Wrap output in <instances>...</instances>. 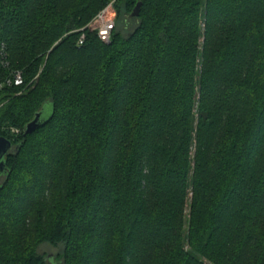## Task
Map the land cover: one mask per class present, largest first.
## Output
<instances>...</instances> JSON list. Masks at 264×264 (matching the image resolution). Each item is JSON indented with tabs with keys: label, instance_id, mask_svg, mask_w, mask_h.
<instances>
[{
	"label": "trees",
	"instance_id": "16d2710c",
	"mask_svg": "<svg viewBox=\"0 0 264 264\" xmlns=\"http://www.w3.org/2000/svg\"><path fill=\"white\" fill-rule=\"evenodd\" d=\"M2 43L0 264H264V0H0Z\"/></svg>",
	"mask_w": 264,
	"mask_h": 264
},
{
	"label": "built area",
	"instance_id": "2783aa9c",
	"mask_svg": "<svg viewBox=\"0 0 264 264\" xmlns=\"http://www.w3.org/2000/svg\"><path fill=\"white\" fill-rule=\"evenodd\" d=\"M116 19L117 14L113 10L112 4L104 8L93 20L92 22L87 26L88 30L91 32L96 33L99 40H101L104 43H109L112 39V34L116 28ZM86 35L82 34L79 41H78V47H82L85 43ZM4 55V45L3 43L0 44V58L2 59V65L7 66V63L5 59H3ZM12 81L16 85H20L23 83V78L21 73L16 72L13 74V79H7V83L11 84ZM1 87V84H0Z\"/></svg>",
	"mask_w": 264,
	"mask_h": 264
},
{
	"label": "water",
	"instance_id": "95a60500",
	"mask_svg": "<svg viewBox=\"0 0 264 264\" xmlns=\"http://www.w3.org/2000/svg\"><path fill=\"white\" fill-rule=\"evenodd\" d=\"M142 7V3H138L135 7L132 17H138L140 10ZM52 107L51 105H46L44 109L37 113L34 120L31 121L25 131V135H29L33 133L36 129H38L42 124L47 122L50 117L52 116ZM15 149L13 147V143L11 140L7 139L6 137L0 136V187L6 181L8 175V169L6 166V156L13 152ZM54 256L50 255L48 258V262L51 264H61V263H54Z\"/></svg>",
	"mask_w": 264,
	"mask_h": 264
},
{
	"label": "rangeland",
	"instance_id": "374dc122",
	"mask_svg": "<svg viewBox=\"0 0 264 264\" xmlns=\"http://www.w3.org/2000/svg\"><path fill=\"white\" fill-rule=\"evenodd\" d=\"M110 4H112L113 10L117 14V20H118V24H119L117 30L122 32L123 37L128 36L134 30V28L136 26V22H134L132 19H130L128 21H123L121 19V16L119 15V13H117V8L114 6L115 3L112 2ZM12 133L14 135H20L21 131H20V129H12ZM64 249H65V245L63 243L59 244L56 247L51 246V245H44V246L41 247V252H47V253H50L52 256H55V255H58L60 253H63Z\"/></svg>",
	"mask_w": 264,
	"mask_h": 264
}]
</instances>
